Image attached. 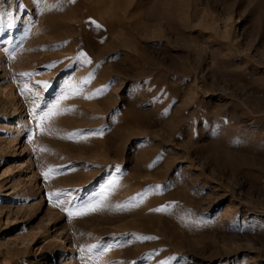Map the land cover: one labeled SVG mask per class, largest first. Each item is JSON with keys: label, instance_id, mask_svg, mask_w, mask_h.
I'll list each match as a JSON object with an SVG mask.
<instances>
[{"label": "rangeland", "instance_id": "rangeland-1", "mask_svg": "<svg viewBox=\"0 0 264 264\" xmlns=\"http://www.w3.org/2000/svg\"><path fill=\"white\" fill-rule=\"evenodd\" d=\"M0 15V264H264V0Z\"/></svg>", "mask_w": 264, "mask_h": 264}, {"label": "snow or ice", "instance_id": "snow-or-ice-1", "mask_svg": "<svg viewBox=\"0 0 264 264\" xmlns=\"http://www.w3.org/2000/svg\"><path fill=\"white\" fill-rule=\"evenodd\" d=\"M2 19H3V16L0 15V21H2ZM10 26H11V25H9V27H10ZM97 27H100V25H97ZM44 86H45V87L47 86V85H46V82H45ZM27 90H28V91H31V89H27ZM64 98H67V97L64 96V95H62L61 97H59V98L57 99L56 104L53 105L52 109H50L49 111L44 112V113H42L41 115L38 116V119L40 120L41 125L43 124V122H44L46 119H50L52 116H54V115L57 114L56 109L58 108L59 101H60L61 99H64ZM87 98H92V97H87ZM41 131H42V132L44 131V128H43V127H41ZM53 171H54L53 169H49L48 172H45V173H44L45 178H48V176L50 175V173H52ZM54 195H55L56 197H59V196L61 195V193H56V194H54ZM52 196H53V194H49V198H50V199L52 198ZM57 206H59V201H58V205H57ZM102 207H103V204H102L101 201H97V202H95V203H93V204H91V205H86V206H85V208H86L87 211H89V212H95V211L99 210V209L102 208ZM65 211L68 212V215H69V216H72V215L82 216V215H85V214H86V212L83 211V210H77V211L74 212L72 209H65ZM145 239H150V238H149V237H145Z\"/></svg>", "mask_w": 264, "mask_h": 264}, {"label": "bare ground", "instance_id": "bare-ground-1", "mask_svg": "<svg viewBox=\"0 0 264 264\" xmlns=\"http://www.w3.org/2000/svg\"><path fill=\"white\" fill-rule=\"evenodd\" d=\"M50 27V26H49ZM36 32V31H35ZM52 31H51V29L50 28H48V27H42V28H40L39 29V31H38V35H37V37H42V39L44 38V43L45 44H49V43H51L52 41L51 40H47V39H45L47 36H49V34H52L51 33ZM37 33V32H36ZM36 33H35V35H36ZM40 39V38H39ZM69 44V43H68ZM49 61V60H48ZM69 80H72V79H69ZM73 81V80H72ZM72 81H70V82H72ZM14 105L16 106V104L14 103ZM9 129H15V127L13 126V124H12V126L9 128ZM8 129V130H9ZM17 130V129H16ZM15 131V130H14ZM14 133V132H13ZM14 135V134H13ZM17 141L18 140H13L12 141V144H14V143H17ZM10 144L11 143H9V146H10ZM16 146H18V145H16ZM11 148V147H10ZM20 150V149H19ZM19 150H16L15 152H14V155H16L17 153H18V151ZM19 154V153H18ZM95 186V185H94ZM39 194V193H38Z\"/></svg>", "mask_w": 264, "mask_h": 264}]
</instances>
